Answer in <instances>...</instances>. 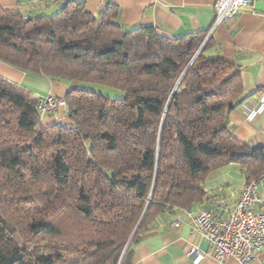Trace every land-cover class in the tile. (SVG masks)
<instances>
[{
    "label": "trees",
    "instance_id": "trees-1",
    "mask_svg": "<svg viewBox=\"0 0 264 264\" xmlns=\"http://www.w3.org/2000/svg\"><path fill=\"white\" fill-rule=\"evenodd\" d=\"M118 18L76 0L37 18L0 8V63L78 84L67 123L44 127L39 97L0 77V264H127L142 237L204 201L212 172L264 177V148L229 126L242 70L207 55L208 32L177 39Z\"/></svg>",
    "mask_w": 264,
    "mask_h": 264
},
{
    "label": "crops",
    "instance_id": "crops-1",
    "mask_svg": "<svg viewBox=\"0 0 264 264\" xmlns=\"http://www.w3.org/2000/svg\"><path fill=\"white\" fill-rule=\"evenodd\" d=\"M69 0H0V8L17 11L25 17L50 16L59 11ZM84 1L87 11L100 15L109 6L119 9L118 24L131 30L142 26L157 28L163 35L182 38L191 33L208 32L214 48L207 55L235 64L242 70L244 93L242 102L229 115V126L235 138L252 147L264 148V0H253L252 7L226 21L213 33L217 0H76ZM0 77L27 89L37 97L54 96L65 99L73 82H57L48 78L26 74L0 63ZM262 107V108H261ZM65 124L66 108L62 106L57 115L42 119L44 127ZM246 184L244 170L229 165L212 172L205 181L207 196L191 209L196 213L206 210L217 220H226L238 202ZM263 199L264 177L258 182ZM181 224L174 227L176 220ZM196 248L204 254L213 252L211 245L194 231L189 220L178 211L169 221L145 235L133 246V257L127 264H194L186 254ZM201 264H237L234 260L220 262L214 256H206ZM251 264H264L261 250Z\"/></svg>",
    "mask_w": 264,
    "mask_h": 264
},
{
    "label": "built area",
    "instance_id": "built-area-1",
    "mask_svg": "<svg viewBox=\"0 0 264 264\" xmlns=\"http://www.w3.org/2000/svg\"><path fill=\"white\" fill-rule=\"evenodd\" d=\"M253 0H217L215 4V20L211 33L226 21L236 18L241 10L252 7ZM264 105V95L261 100ZM63 100L54 96L40 97L37 110L41 119L58 114L64 106ZM261 107V108H262ZM263 199L259 193L257 182L245 184L240 198L226 220L215 219L209 211L198 213L181 210V213L192 224L194 231L206 240L213 252L204 254L192 248L186 258L194 264H201L206 256L212 255L220 262L234 260L237 264H251L261 250H264V210L261 209ZM181 224L176 220L174 227Z\"/></svg>",
    "mask_w": 264,
    "mask_h": 264
},
{
    "label": "rangeland",
    "instance_id": "rangeland-1",
    "mask_svg": "<svg viewBox=\"0 0 264 264\" xmlns=\"http://www.w3.org/2000/svg\"><path fill=\"white\" fill-rule=\"evenodd\" d=\"M81 89L98 93L106 98L112 100L124 99L125 94L122 91L111 89L108 87L100 86V85H93V84H80Z\"/></svg>",
    "mask_w": 264,
    "mask_h": 264
},
{
    "label": "water",
    "instance_id": "water-1",
    "mask_svg": "<svg viewBox=\"0 0 264 264\" xmlns=\"http://www.w3.org/2000/svg\"><path fill=\"white\" fill-rule=\"evenodd\" d=\"M206 41H207V40H206ZM204 44H205V43H204ZM204 44L202 45V47H201V49H200L199 51H201V50H202V48L204 47ZM142 220H143V218H142ZM142 220H141V222H142ZM141 222H140V224H141ZM140 224L138 225V227H137L136 231L138 230V228H139ZM136 231H135V233H136Z\"/></svg>",
    "mask_w": 264,
    "mask_h": 264
}]
</instances>
